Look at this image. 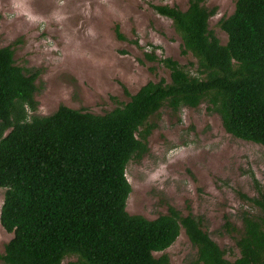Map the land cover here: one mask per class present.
<instances>
[{
  "label": "trees",
  "instance_id": "16d2710c",
  "mask_svg": "<svg viewBox=\"0 0 264 264\" xmlns=\"http://www.w3.org/2000/svg\"><path fill=\"white\" fill-rule=\"evenodd\" d=\"M203 4L188 0L184 11L154 7L194 60L191 70L146 53L168 71V81L147 83L103 115L62 105L48 116L34 114L38 71L16 66L11 47H0V225L12 235L2 264H61L71 256L76 264H169L154 254L168 249L181 228L196 249L189 264H264V191L258 187L256 197L240 195L257 212L240 213L233 261L198 218L172 209L154 220L126 212V166L145 153L148 120L161 108L205 104L227 134L264 149V0H236L219 22L223 45L208 29L215 11Z\"/></svg>",
  "mask_w": 264,
  "mask_h": 264
},
{
  "label": "rangeland",
  "instance_id": "374dc122",
  "mask_svg": "<svg viewBox=\"0 0 264 264\" xmlns=\"http://www.w3.org/2000/svg\"><path fill=\"white\" fill-rule=\"evenodd\" d=\"M235 2L203 0L215 11L208 29L222 45L226 34L219 22L233 13ZM164 5L184 11L188 0H0V47H11L16 66L39 73L34 114L48 116L62 105L103 115L147 83L168 81V71L146 60V53L191 70L194 60L182 53L171 21L154 11ZM148 125L145 153L126 166V212L154 220L172 209L198 218L233 261L240 213L257 212L240 195L256 197V187L264 191V149L227 134L205 104L177 112L161 108ZM3 194L0 189V208ZM11 238L0 225V253ZM160 255L169 264H189L196 249L181 228L168 249L154 254ZM76 261L71 256L61 264Z\"/></svg>",
  "mask_w": 264,
  "mask_h": 264
}]
</instances>
